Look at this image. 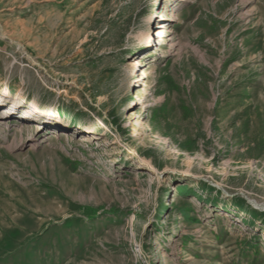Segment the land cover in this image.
Returning a JSON list of instances; mask_svg holds the SVG:
<instances>
[{"label":"rangeland","instance_id":"374dc122","mask_svg":"<svg viewBox=\"0 0 264 264\" xmlns=\"http://www.w3.org/2000/svg\"><path fill=\"white\" fill-rule=\"evenodd\" d=\"M0 119V264H264V0H0Z\"/></svg>","mask_w":264,"mask_h":264},{"label":"bare ground","instance_id":"6f19581e","mask_svg":"<svg viewBox=\"0 0 264 264\" xmlns=\"http://www.w3.org/2000/svg\"><path fill=\"white\" fill-rule=\"evenodd\" d=\"M180 1H183V0H180ZM169 20V19H168ZM156 37H158V38H162V40H161V42H163V43H165L166 42V40L167 39H169L170 40V43H171V45H173V46H175V44H174V39L172 38V37H169V35H168V32H167V27H160L158 30H157V35H156ZM148 40H151V35L150 34H148L147 36H146V41H148ZM150 42V41H149ZM138 66H139V63H137V61H134V62H132V64H131V68L132 69H137L138 68ZM144 74L146 75V77L148 78V73H147V71H145L144 72ZM146 79V78H145ZM13 101V103L14 102H16L17 100H12ZM139 104L141 103L142 105L144 104L142 101H141V99L139 100V102H138ZM15 104V103H14ZM130 114H132V113H130ZM7 120H4V119H0V122H2V123H5ZM35 127V133L34 134H36L38 131H37V127L36 126H34ZM33 127V128H34ZM24 127H23V125L22 124H20V125H14V126H12L11 127V129H10V131L9 132H14L15 133V135L17 136L18 134H23V132H24ZM84 132H90V130L87 128V127H84ZM59 134V133H58ZM58 134H56V133H53L52 135H51V137H49L50 139L51 138H58V139H63V138H67V136H66V134L64 133V132H60V135H59V137H58ZM49 138H47V139H49ZM86 137H84L83 139H82V142H89V139H85ZM88 138V137H87ZM18 140V139H17ZM29 140H31V139H28L27 141H29ZM32 141H34V139H32ZM135 165H136V167L134 168V170L135 169H146V171H148V172H150L151 174H155V168L150 164V163H148L147 161H145V160H137L136 161V163H135ZM261 208V207H260ZM261 209H263V208H261Z\"/></svg>","mask_w":264,"mask_h":264},{"label":"trees","instance_id":"16d2710c","mask_svg":"<svg viewBox=\"0 0 264 264\" xmlns=\"http://www.w3.org/2000/svg\"><path fill=\"white\" fill-rule=\"evenodd\" d=\"M155 128V127H154Z\"/></svg>","mask_w":264,"mask_h":264}]
</instances>
